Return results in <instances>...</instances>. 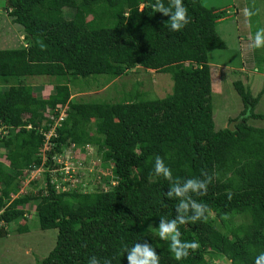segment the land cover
Returning a JSON list of instances; mask_svg holds the SVG:
<instances>
[{"label": "trees", "instance_id": "1", "mask_svg": "<svg viewBox=\"0 0 264 264\" xmlns=\"http://www.w3.org/2000/svg\"><path fill=\"white\" fill-rule=\"evenodd\" d=\"M3 1L23 41L0 49V237L12 224L27 232L32 215L40 230L56 232L38 264H130L137 246L157 264H255L264 252V128L250 122L264 114L255 112L260 94L235 81L242 110L228 122L239 124L233 132L214 128L208 54L226 48L216 32L225 12L181 0L188 22L173 31L174 0ZM135 68L169 76V92L152 100L137 91L114 102L70 99ZM98 76L102 85L86 84ZM44 77L53 86L48 98L23 83ZM57 105L65 108L60 120ZM85 147L112 177L92 191L81 182L58 190L55 159ZM157 157L167 178L156 172ZM38 168L45 187L21 194ZM192 179L207 190L173 191ZM193 203L206 206L195 222ZM170 222L178 245L198 244L180 261L172 239L158 235Z\"/></svg>", "mask_w": 264, "mask_h": 264}, {"label": "rangeland", "instance_id": "2", "mask_svg": "<svg viewBox=\"0 0 264 264\" xmlns=\"http://www.w3.org/2000/svg\"><path fill=\"white\" fill-rule=\"evenodd\" d=\"M201 1L207 8L223 10L226 17L216 25V32L226 43V48L220 51H211L208 54L212 77L211 102L214 128L221 130L230 124L227 122L229 116L242 110L240 99L232 86L233 82L240 81L249 89L254 78L260 81L261 74H264V46L260 48L253 46L256 31L264 29V0ZM3 4L4 1L0 0V49H10L15 46V42L23 40L18 28L13 26L1 10ZM242 67L245 69L244 71L239 70ZM86 81L89 86L93 82L102 85L106 78L104 76H98L95 79L89 77ZM86 81L79 80L77 88L86 89ZM262 82L258 88H250L252 95H258V93L261 95L255 109V112L259 114H264V85ZM23 83L40 89L37 94L42 98H48L53 88L45 77L31 78ZM170 87L171 81L166 74L135 68L105 87L90 92H74L70 99L114 102L129 92L137 91L140 94H147V99L152 100L164 97ZM46 116L50 118L49 114ZM250 123L254 127L264 128V121H251ZM62 167L64 169H60L59 172L63 173V176L61 177L62 174H60L61 178L56 180L58 190L62 189L61 183L63 182H69L70 186L81 182L82 186L88 184L86 189L92 191L99 185L103 177H112L111 173H107L99 166V158L95 154V148L92 147L77 148L65 155L63 153ZM68 171L72 172L68 175ZM42 172L41 168L32 171L20 187V190L22 189L20 193H36L43 189L45 182ZM51 173L53 174L54 171ZM77 175L79 179H77ZM32 181H35V184H32ZM31 216L28 217L30 222L27 232L17 233L15 224H12L7 236L0 237V264H38L55 246V230H40L37 221L32 220ZM215 263L225 264L222 260H216Z\"/></svg>", "mask_w": 264, "mask_h": 264}, {"label": "clouds", "instance_id": "3", "mask_svg": "<svg viewBox=\"0 0 264 264\" xmlns=\"http://www.w3.org/2000/svg\"><path fill=\"white\" fill-rule=\"evenodd\" d=\"M174 6H175V14L172 17V21L170 24V28L173 31H180L184 25L188 22L187 20V11L185 7L182 5L181 0H174ZM156 9L159 10V5L156 6ZM254 43L253 46L256 48H260L264 46V29H258L254 35ZM57 108H59L60 113H64V107H61L57 105ZM28 129V128H27ZM156 172L163 177L167 178L170 173L169 169L163 165L159 157L156 159ZM198 190H207V183L201 182L199 180H188L185 182L183 188H173V191L177 193V195H180L183 192H196ZM228 198L231 199V193L229 192ZM181 207H186V205L181 204ZM193 210L195 211V216L192 217V221L195 222V220L200 219L203 211L206 209V206H202L196 203L192 204ZM181 224L184 223L183 220L180 221ZM176 222H170L167 224L161 223L160 229L158 232V235L161 238L169 237L173 241V255L177 261H180L182 258L187 256V251H184V249H196L198 247V244L196 241H191L184 243L182 245H178L176 242V237L178 235V232L176 230ZM128 260L130 264H157V259L154 256L153 252L147 248V247H135L132 251L131 255L128 257ZM255 264H264V252H261L256 258H255Z\"/></svg>", "mask_w": 264, "mask_h": 264}, {"label": "crops", "instance_id": "4", "mask_svg": "<svg viewBox=\"0 0 264 264\" xmlns=\"http://www.w3.org/2000/svg\"><path fill=\"white\" fill-rule=\"evenodd\" d=\"M221 10V9H220ZM224 19H226V17H224L223 19H221L220 21H218V23L219 22H221L222 20H224ZM244 67V66H243ZM243 67L242 68H240L239 70H241V71H244L245 69H243ZM211 71V70H210ZM211 73V72H210ZM259 73V72H258ZM210 78H211V88H212V77H211V74H210ZM262 80H263V82H262ZM261 82H262V84L264 85V74H261V80L259 81V80H257V79H255L254 78V80H253V84L251 85V86H249V90H250V88L251 89H254V88H258V86L261 84ZM212 93H213V91H212ZM250 93H251V90H250ZM259 94V93H258ZM251 95H252V93H251ZM252 96H254V95H252ZM256 96V95H255ZM261 96V95H260ZM259 103V102H258ZM257 107V106H256ZM256 109V108H255ZM240 112V111H239ZM239 112L237 113V114H234V115H231V116H229L228 117V120H230V119H234L235 117H237V115L239 114ZM228 122V121H227Z\"/></svg>", "mask_w": 264, "mask_h": 264}, {"label": "built area", "instance_id": "5", "mask_svg": "<svg viewBox=\"0 0 264 264\" xmlns=\"http://www.w3.org/2000/svg\"><path fill=\"white\" fill-rule=\"evenodd\" d=\"M61 114V116H59L58 117V119L57 120H60L61 119V117H63V112L62 113H60ZM50 119V118H49ZM52 133H53V129L50 131V132H48L47 134H45V139L47 140L48 138H49V136H51L52 135ZM73 147V145H71V147L70 148H72ZM65 152V151H64ZM55 161L57 162V163H63V161L60 159V158H56L55 159ZM62 169H64L63 167H62ZM67 173H70V171H68ZM69 175V174H68ZM67 175V176H68ZM66 177V176H65ZM21 192V191H20ZM13 199V198H12Z\"/></svg>", "mask_w": 264, "mask_h": 264}, {"label": "water", "instance_id": "6", "mask_svg": "<svg viewBox=\"0 0 264 264\" xmlns=\"http://www.w3.org/2000/svg\"><path fill=\"white\" fill-rule=\"evenodd\" d=\"M238 122L239 120L230 122V124L227 127L228 131L233 132L235 130L234 128L235 125L239 124Z\"/></svg>", "mask_w": 264, "mask_h": 264}]
</instances>
